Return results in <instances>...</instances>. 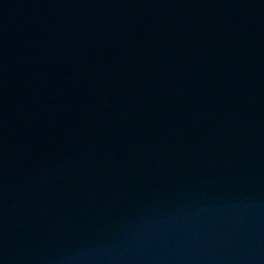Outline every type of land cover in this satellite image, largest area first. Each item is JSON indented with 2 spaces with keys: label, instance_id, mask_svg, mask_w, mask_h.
I'll return each mask as SVG.
<instances>
[{
  "label": "water",
  "instance_id": "1",
  "mask_svg": "<svg viewBox=\"0 0 264 264\" xmlns=\"http://www.w3.org/2000/svg\"><path fill=\"white\" fill-rule=\"evenodd\" d=\"M0 264H264V0H0Z\"/></svg>",
  "mask_w": 264,
  "mask_h": 264
}]
</instances>
